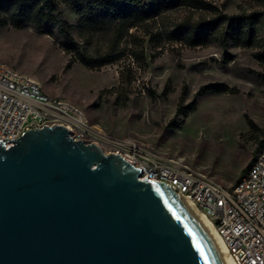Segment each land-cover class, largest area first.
Here are the masks:
<instances>
[{
	"label": "rangeland",
	"instance_id": "rangeland-1",
	"mask_svg": "<svg viewBox=\"0 0 264 264\" xmlns=\"http://www.w3.org/2000/svg\"><path fill=\"white\" fill-rule=\"evenodd\" d=\"M214 3L224 15L264 20V0ZM61 11L77 36L75 12L68 5H62ZM193 14L195 19L200 16L180 8L158 23L153 31L162 32L163 39L153 42L146 36L143 67L125 57L101 70L80 63L68 68L70 56L54 36L31 26L11 25L0 27V62L38 82L46 94L82 107L96 129L144 143L149 150L231 187L263 149L264 27L259 25L256 40L248 44L218 37L190 46L167 38L184 17ZM124 69L134 79L116 93L113 89L120 86ZM213 85L229 91L204 90ZM183 93H188L183 104L197 102V109L188 117H177Z\"/></svg>",
	"mask_w": 264,
	"mask_h": 264
},
{
	"label": "water",
	"instance_id": "water-1",
	"mask_svg": "<svg viewBox=\"0 0 264 264\" xmlns=\"http://www.w3.org/2000/svg\"><path fill=\"white\" fill-rule=\"evenodd\" d=\"M84 142L0 140V264H222L179 194Z\"/></svg>",
	"mask_w": 264,
	"mask_h": 264
},
{
	"label": "built area",
	"instance_id": "built-area-1",
	"mask_svg": "<svg viewBox=\"0 0 264 264\" xmlns=\"http://www.w3.org/2000/svg\"><path fill=\"white\" fill-rule=\"evenodd\" d=\"M54 125L69 130L73 141L93 143L118 154L141 171V178L162 182L185 195L211 219L236 264H264V148L231 187L144 143L96 129L76 103L53 97L28 76L0 62V140L10 142L28 130Z\"/></svg>",
	"mask_w": 264,
	"mask_h": 264
},
{
	"label": "trees",
	"instance_id": "trees-1",
	"mask_svg": "<svg viewBox=\"0 0 264 264\" xmlns=\"http://www.w3.org/2000/svg\"><path fill=\"white\" fill-rule=\"evenodd\" d=\"M216 0H0V27L17 29L31 26L37 31L54 36L70 56L67 67L80 63L90 70L132 58L140 67L147 65L144 45L146 36L151 41L163 39L162 32L154 33L158 23L180 8L199 12L181 20L176 29L167 33L170 40H181L190 46L207 44L211 39L228 37L248 44L256 40L259 25L264 20L251 16H229L220 12ZM70 6L78 18V35L61 11ZM208 15H206V14ZM165 27V25H163ZM56 30V31H55ZM225 32V33H224ZM143 33V35L141 34ZM129 69L121 73V84L113 90L118 93L125 83H131ZM207 92H226L228 87L213 85ZM187 92V91H186ZM200 95L202 93H199ZM188 93L182 94L177 117H188L197 109V102L184 105ZM264 148V141L261 142Z\"/></svg>",
	"mask_w": 264,
	"mask_h": 264
},
{
	"label": "bare ground",
	"instance_id": "bare-ground-1",
	"mask_svg": "<svg viewBox=\"0 0 264 264\" xmlns=\"http://www.w3.org/2000/svg\"><path fill=\"white\" fill-rule=\"evenodd\" d=\"M183 206L191 217L195 220L197 225L204 232L205 236L215 249L217 255L219 256L222 264H236L232 258L229 249L215 228L211 219L196 205V203L185 195H178Z\"/></svg>",
	"mask_w": 264,
	"mask_h": 264
}]
</instances>
